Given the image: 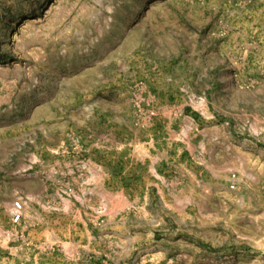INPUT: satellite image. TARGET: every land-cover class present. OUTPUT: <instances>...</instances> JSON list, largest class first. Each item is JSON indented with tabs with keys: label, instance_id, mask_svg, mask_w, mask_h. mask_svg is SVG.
Returning <instances> with one entry per match:
<instances>
[{
	"label": "rangeland",
	"instance_id": "374dc122",
	"mask_svg": "<svg viewBox=\"0 0 264 264\" xmlns=\"http://www.w3.org/2000/svg\"><path fill=\"white\" fill-rule=\"evenodd\" d=\"M254 114L264 0H0V264H264V189L243 170L188 180L212 127L215 161L264 151L238 120ZM142 152L164 156L144 184L125 167ZM90 159L115 214L97 197L67 212Z\"/></svg>",
	"mask_w": 264,
	"mask_h": 264
},
{
	"label": "crops",
	"instance_id": "0c3cea01",
	"mask_svg": "<svg viewBox=\"0 0 264 264\" xmlns=\"http://www.w3.org/2000/svg\"><path fill=\"white\" fill-rule=\"evenodd\" d=\"M159 92V91H158ZM209 112V111H208ZM206 112L205 111V118L210 119V118H215V113L214 110L212 112ZM238 120H242V127L243 128H250L251 131L255 134H259L261 136V140L264 142V117H261L257 114H254V116L250 118H245L244 115H238ZM244 117V118H243ZM236 120V118H234ZM203 148L202 151L199 153L200 155L198 156L199 162L202 164V167L197 165L199 162L196 161L195 168L198 169L199 171H202L200 174H202L201 177H198L196 175L193 176V178H189V171L188 172V180L191 181V183L194 186H198L201 189L205 190H211L212 187H209L206 185V181L204 176L205 175H210L212 180H218L220 179L221 174H227L230 173L231 175H235L234 177V182H236L238 173L243 170L244 175L249 174L252 176L251 183L244 184L243 186L246 189H257L258 191H261L264 189V185L261 181V177L258 176V172L263 174L264 172V151H248V152H242V151H236V150H231L229 151L230 154L221 156L220 154L217 155L216 158L217 161L214 160L213 157L217 154V149H208V145H219L221 143L222 138V133L220 131V128H211L210 130H205L203 133ZM254 140L260 141L259 138L253 137ZM252 138V139H253ZM173 144V143H172ZM148 152L145 153H140L139 157L136 159L138 161V165H135L130 161L128 163L129 166H126L128 170L133 169L134 166H138L139 169L142 171L140 173L141 179L138 180L140 183H145V177H144V172L147 171L151 173V176L154 178H160L158 168L160 167L158 164L160 162L164 161V156L158 153L156 156H151L147 155ZM161 155V158H160ZM135 157V156H134ZM133 157V158H134ZM207 158V159H206ZM127 159V158H126ZM160 159H162L160 161ZM178 155L175 153L173 157H171V160H173L175 171L173 173H178L181 172L183 175L185 174L184 167L182 169H179L177 166L178 164ZM151 164V167L153 170L148 168V161ZM219 160V161H218ZM83 164V168L85 170V174L82 177V182L81 184V189L79 193L74 196L75 202L71 203V201H67L65 199L66 205H67V212L69 213L72 209H74V206L76 207L78 203L83 206L88 202V200H93L94 198L101 199L103 201L104 205V210L105 212H109L110 214L113 213L115 214L116 209L118 208V196L114 193L109 191L106 188V185L102 183V178L103 175L105 174V171L108 168H104V163L99 162H94L90 159L88 164ZM114 164V163H113ZM188 164L192 165V162H188ZM180 170V171H179ZM87 171V172H86ZM109 172V169L107 170ZM114 171V170H113ZM142 174V175H141ZM256 175V176H255ZM106 176V175H105ZM109 177V176H108ZM111 177V175H110ZM177 183L179 182V178H176ZM232 181V182H233ZM137 182V181H136ZM134 181V183L136 184ZM248 182V181H247ZM210 194H213V192H210ZM245 198L240 199V204L244 202ZM203 204L206 206L207 212H209L208 204L207 202H203ZM27 208H26V216H29V211H30V206L29 203L26 202ZM238 206V204H236ZM211 212V211H210ZM77 213H80V210L77 211Z\"/></svg>",
	"mask_w": 264,
	"mask_h": 264
},
{
	"label": "built area",
	"instance_id": "2783aa9c",
	"mask_svg": "<svg viewBox=\"0 0 264 264\" xmlns=\"http://www.w3.org/2000/svg\"><path fill=\"white\" fill-rule=\"evenodd\" d=\"M234 188H235V186L232 185L231 189H234ZM15 206H16V212L13 215V221L15 223H18L21 220L22 204L19 202V203H16Z\"/></svg>",
	"mask_w": 264,
	"mask_h": 264
}]
</instances>
